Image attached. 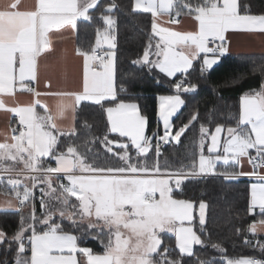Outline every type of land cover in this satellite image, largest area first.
I'll return each mask as SVG.
<instances>
[{
    "label": "snow or ice",
    "instance_id": "1",
    "mask_svg": "<svg viewBox=\"0 0 264 264\" xmlns=\"http://www.w3.org/2000/svg\"><path fill=\"white\" fill-rule=\"evenodd\" d=\"M20 2L0 6V111L16 118L0 141V183L11 188L0 211L20 217L11 237L0 230V246H7L0 264H10L6 254L13 245L12 264H183L185 257L196 256L195 246H210L216 254L198 258L197 264H264L259 238L264 234V82L240 96L234 126L217 124L213 130L199 121L196 110L174 127V117L186 104L183 95L199 91L189 80L195 63L200 62L201 77L210 74L229 53L228 34H264V14H252L240 0H131L132 14L151 18L143 54L132 65L173 81L174 94L158 97L157 129L148 134L149 118L117 84L116 0L100 10L103 27L96 29L90 50L75 49L82 58L80 88L51 91L45 82L43 92L37 87L40 58L51 49L53 37L64 32L74 37L80 22L93 21L100 0H33L27 10L20 9ZM164 17L169 25L191 18L193 30L163 26ZM253 72L264 75V65ZM17 93L32 99L16 103ZM85 102L105 116L98 135L86 119L77 127ZM63 121H69L67 127ZM197 123L199 136L191 141V151L178 163L164 157L163 147L179 144ZM245 160L250 172L240 170ZM219 165L223 171L218 172ZM208 174L250 181L247 214L253 219L243 230L244 244L257 254L229 257L220 243L209 245L200 234L208 207L203 200L199 233L194 230L196 206L178 196L188 181ZM235 231L242 234L240 228ZM162 233L174 235L176 256L163 245ZM85 237L103 252L80 246Z\"/></svg>",
    "mask_w": 264,
    "mask_h": 264
},
{
    "label": "trees",
    "instance_id": "2",
    "mask_svg": "<svg viewBox=\"0 0 264 264\" xmlns=\"http://www.w3.org/2000/svg\"><path fill=\"white\" fill-rule=\"evenodd\" d=\"M109 0H100V7L93 12L92 22H80L75 35V49L81 47L86 50L94 45L96 29L103 27L102 21L98 19L100 10ZM120 6L114 15L117 19V84L127 88V93L122 94L126 100L138 103L143 114L149 118L147 133L151 134L157 129V104L160 95L174 94L172 80L164 77L158 71L151 74L146 68L133 66L131 61L143 54L146 44L145 30L150 24V15L132 14L131 0H116ZM241 4H249L252 14H264V0H240ZM264 65V55H226L222 61L214 66L210 74L205 77L200 75V65L195 63L194 70L190 72L191 83L199 85V91L195 94H184L186 104L174 117V127L178 128L187 122L190 114L198 110L199 121L207 124L214 130L217 124L234 126L239 114V99L242 94L259 90L260 84L264 82V75L258 72L254 74L253 69ZM159 77V83L157 78ZM93 125L92 132L99 134L102 130L105 116L98 106L85 102L79 111V128L84 120ZM199 123L191 128L182 137L179 144H169L163 150V156L170 161L178 163L185 154L191 151V141L198 140ZM83 131L81 135L83 136ZM63 139V138H62ZM163 159V157L161 158ZM54 165V162H53ZM224 166H218V172L223 171ZM249 185L247 179L227 181L219 175H206L197 177L186 183L184 190L178 198L189 199L194 202V230L199 233V222L197 215L198 204L201 200L208 205L206 209V225L202 235L210 243H220L229 257H240L255 255L251 248L245 246L244 236L249 223L253 219L247 214L249 200ZM11 192L10 186L0 183V193ZM37 214L40 212V203L36 201ZM258 218V217H255ZM19 215L13 211H0V230L5 231L9 237L17 230ZM65 229L69 228L65 222ZM242 230L241 235L236 234V229ZM162 242L172 250L176 256L175 237L168 233H162ZM264 240V237H259ZM80 246L89 247L95 253H102L103 248L96 241L85 237L80 241ZM6 245L0 246V259L5 256ZM15 245L13 251L8 252L7 258L10 264L13 262ZM196 256L185 257L183 264H197V259H208L216 254L210 246H195Z\"/></svg>",
    "mask_w": 264,
    "mask_h": 264
},
{
    "label": "crops",
    "instance_id": "3",
    "mask_svg": "<svg viewBox=\"0 0 264 264\" xmlns=\"http://www.w3.org/2000/svg\"><path fill=\"white\" fill-rule=\"evenodd\" d=\"M8 2L9 0H0V6ZM32 3L33 0H21L20 9L27 10ZM166 19V17L162 18L163 26L173 27L179 31L193 30L194 26L191 18L180 17L181 23L179 25L166 24L164 23ZM228 38L230 47L229 53L226 55H264V34L262 33H230L228 34ZM197 63L200 65V62ZM81 80L82 58L75 53V36L73 37L70 32L54 36L51 49L40 58L38 90L45 91V82H50L51 91H74L80 88ZM31 99L32 97L28 94L17 93L15 102L26 104ZM5 101L9 106H12L13 100L11 98L5 97ZM47 102L49 105L54 104V100L50 98ZM38 111H42V109L38 108ZM10 116L11 114L0 111V141H2L3 135L10 130V124L13 119V116H11V119ZM68 123L69 121H63L62 126L67 127ZM240 170L250 172L252 169L245 160ZM7 199H9V196L0 193V209L6 207ZM260 237H264V234H261Z\"/></svg>",
    "mask_w": 264,
    "mask_h": 264
},
{
    "label": "built area",
    "instance_id": "4",
    "mask_svg": "<svg viewBox=\"0 0 264 264\" xmlns=\"http://www.w3.org/2000/svg\"><path fill=\"white\" fill-rule=\"evenodd\" d=\"M16 123V118L13 116V119H12V122L11 124H15ZM166 148V146L163 147V150ZM36 201H39V192L37 191V200Z\"/></svg>",
    "mask_w": 264,
    "mask_h": 264
},
{
    "label": "rangeland",
    "instance_id": "5",
    "mask_svg": "<svg viewBox=\"0 0 264 264\" xmlns=\"http://www.w3.org/2000/svg\"><path fill=\"white\" fill-rule=\"evenodd\" d=\"M161 133H162V127H161ZM197 215H198V208H197ZM169 234H171V233H169ZM171 235H173V234H171Z\"/></svg>",
    "mask_w": 264,
    "mask_h": 264
}]
</instances>
